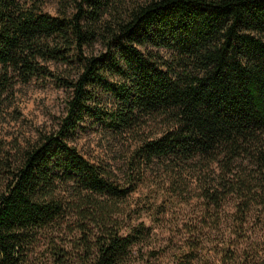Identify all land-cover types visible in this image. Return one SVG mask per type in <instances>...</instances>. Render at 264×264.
<instances>
[{
  "label": "trees",
  "instance_id": "16d2710c",
  "mask_svg": "<svg viewBox=\"0 0 264 264\" xmlns=\"http://www.w3.org/2000/svg\"><path fill=\"white\" fill-rule=\"evenodd\" d=\"M49 1L0 0V117L17 82L69 91L56 130L15 153L0 138V264H43L47 240L51 264H68L51 236L64 227L81 264H127L151 230L121 233L118 216L157 163L204 170L200 196L232 202V234L264 220V0ZM89 121L137 141L129 186L75 144Z\"/></svg>",
  "mask_w": 264,
  "mask_h": 264
},
{
  "label": "rangeland",
  "instance_id": "374dc122",
  "mask_svg": "<svg viewBox=\"0 0 264 264\" xmlns=\"http://www.w3.org/2000/svg\"><path fill=\"white\" fill-rule=\"evenodd\" d=\"M56 7L57 2L50 0L46 10L55 13ZM68 96L69 91L49 77L33 78L26 84L17 82L0 117V138L6 148L15 153L35 142L41 133L56 130L65 115ZM75 144L88 158L110 166L122 185H130L135 175L130 158L138 145L131 135L114 136L89 121ZM203 173L192 168L182 175L173 174L158 163L145 168L143 180L134 185L135 191L118 218L123 226L121 233L144 222L151 237L127 264H175L190 247L196 255L192 264H264L263 218H250L240 234H232L233 204L218 210L206 204L200 196ZM51 236L53 243L73 255L68 264H81L79 254L84 250L78 247V231L64 227ZM49 245L50 240L43 241L38 248L37 258L43 264L52 262Z\"/></svg>",
  "mask_w": 264,
  "mask_h": 264
}]
</instances>
